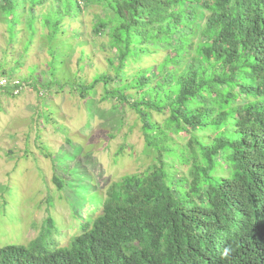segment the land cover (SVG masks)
<instances>
[{
	"label": "trees",
	"instance_id": "1",
	"mask_svg": "<svg viewBox=\"0 0 264 264\" xmlns=\"http://www.w3.org/2000/svg\"><path fill=\"white\" fill-rule=\"evenodd\" d=\"M79 1L105 12L92 32L113 73L83 89L102 83L136 113L157 165L109 183L67 246L48 218L28 246L0 247V264H264V0ZM43 24L53 41L61 22ZM156 54L153 74L142 62Z\"/></svg>",
	"mask_w": 264,
	"mask_h": 264
},
{
	"label": "rangeland",
	"instance_id": "2",
	"mask_svg": "<svg viewBox=\"0 0 264 264\" xmlns=\"http://www.w3.org/2000/svg\"><path fill=\"white\" fill-rule=\"evenodd\" d=\"M21 1L15 0L12 17L0 12V78L21 85L16 95L0 88V247L28 246L48 218L62 247L109 183L157 165L156 154L146 148L141 121L128 105L103 100L102 83L83 89L99 75L113 77L107 38L92 32L105 13L101 4L59 0L55 12L57 1L45 0L39 17L44 8L28 12ZM50 16L61 22L51 42L43 28ZM161 59L149 56L142 67L154 74ZM151 118L160 123L164 114Z\"/></svg>",
	"mask_w": 264,
	"mask_h": 264
},
{
	"label": "built area",
	"instance_id": "3",
	"mask_svg": "<svg viewBox=\"0 0 264 264\" xmlns=\"http://www.w3.org/2000/svg\"><path fill=\"white\" fill-rule=\"evenodd\" d=\"M8 87L13 95L18 94L20 90V83L12 78H0V88Z\"/></svg>",
	"mask_w": 264,
	"mask_h": 264
}]
</instances>
